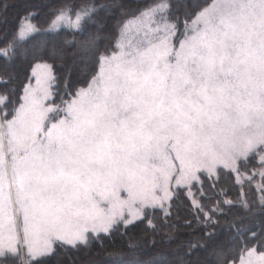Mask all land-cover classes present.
<instances>
[{"label":"snow or ice","instance_id":"obj_1","mask_svg":"<svg viewBox=\"0 0 264 264\" xmlns=\"http://www.w3.org/2000/svg\"><path fill=\"white\" fill-rule=\"evenodd\" d=\"M0 264H264V0H0Z\"/></svg>","mask_w":264,"mask_h":264},{"label":"rangeland","instance_id":"obj_2","mask_svg":"<svg viewBox=\"0 0 264 264\" xmlns=\"http://www.w3.org/2000/svg\"><path fill=\"white\" fill-rule=\"evenodd\" d=\"M240 135L243 136H253L258 137L259 136V130L255 128H249L245 130L244 132L240 133ZM238 143L236 145H231L232 147L238 146ZM128 164L134 163L131 159L127 162ZM125 179H129L128 177H125ZM149 177L145 176L141 172H137L134 177L130 178L131 182L136 183L138 185L140 184H146L148 182ZM121 190L123 191V186L121 187ZM59 227L65 231V232H73L77 225H76V217H72L71 219L65 221L64 223L60 224Z\"/></svg>","mask_w":264,"mask_h":264},{"label":"trees","instance_id":"obj_3","mask_svg":"<svg viewBox=\"0 0 264 264\" xmlns=\"http://www.w3.org/2000/svg\"><path fill=\"white\" fill-rule=\"evenodd\" d=\"M73 259H78L81 262L84 261L86 259V257H84L83 255H79V256H72Z\"/></svg>","mask_w":264,"mask_h":264}]
</instances>
